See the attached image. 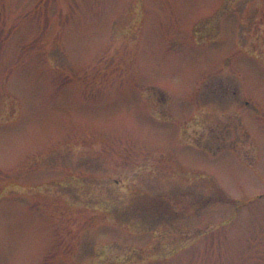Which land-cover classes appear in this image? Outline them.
<instances>
[{
  "label": "rangeland",
  "instance_id": "1",
  "mask_svg": "<svg viewBox=\"0 0 264 264\" xmlns=\"http://www.w3.org/2000/svg\"><path fill=\"white\" fill-rule=\"evenodd\" d=\"M0 264H264V0H0Z\"/></svg>",
  "mask_w": 264,
  "mask_h": 264
},
{
  "label": "trees",
  "instance_id": "2",
  "mask_svg": "<svg viewBox=\"0 0 264 264\" xmlns=\"http://www.w3.org/2000/svg\"><path fill=\"white\" fill-rule=\"evenodd\" d=\"M109 210H111V211L109 212V214H113L114 217L116 216V218H117V215H120V213H122L121 211H116V208H111V209H109ZM154 210H155V209H154Z\"/></svg>",
  "mask_w": 264,
  "mask_h": 264
}]
</instances>
